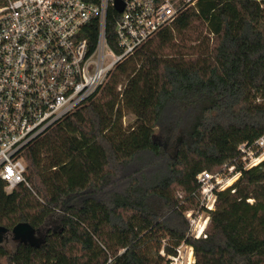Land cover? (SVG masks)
Here are the masks:
<instances>
[{
    "label": "trees",
    "instance_id": "trees-1",
    "mask_svg": "<svg viewBox=\"0 0 264 264\" xmlns=\"http://www.w3.org/2000/svg\"><path fill=\"white\" fill-rule=\"evenodd\" d=\"M262 135L264 0H199L25 149L29 187L0 180V264H166L182 242L194 264H264V161L237 159ZM225 165L239 178L190 239L196 177ZM19 224L30 240L12 239Z\"/></svg>",
    "mask_w": 264,
    "mask_h": 264
},
{
    "label": "built area",
    "instance_id": "built-area-1",
    "mask_svg": "<svg viewBox=\"0 0 264 264\" xmlns=\"http://www.w3.org/2000/svg\"><path fill=\"white\" fill-rule=\"evenodd\" d=\"M198 1L0 0V180L5 193L29 187L23 154L34 140L86 104L118 64ZM109 20L113 46L107 39ZM237 150L243 169L257 166L264 161V135ZM239 175L234 165L197 175V205L184 213L188 238H206L215 192L230 188ZM194 262L186 242L166 260Z\"/></svg>",
    "mask_w": 264,
    "mask_h": 264
},
{
    "label": "water",
    "instance_id": "water-1",
    "mask_svg": "<svg viewBox=\"0 0 264 264\" xmlns=\"http://www.w3.org/2000/svg\"><path fill=\"white\" fill-rule=\"evenodd\" d=\"M116 9L119 12L122 11V4L120 2L117 3ZM33 233V229L30 228L28 225L19 224L12 229L10 235L14 241L26 242L30 240ZM8 234L9 233L6 229L0 228V244L4 240V237Z\"/></svg>",
    "mask_w": 264,
    "mask_h": 264
},
{
    "label": "rangeland",
    "instance_id": "rangeland-1",
    "mask_svg": "<svg viewBox=\"0 0 264 264\" xmlns=\"http://www.w3.org/2000/svg\"><path fill=\"white\" fill-rule=\"evenodd\" d=\"M207 33V31L204 29L203 30V32H202V35H205ZM177 40H178V38H177ZM187 45H191V44H187ZM193 45H195L194 43H193ZM119 89H121V86H120V88ZM134 122V117H133V115H131L130 113H125L124 114V117H123V120H122V125H123V127L125 128V127H128L129 125H131L132 123ZM238 178H239V176H238ZM237 178V179H238ZM177 195V194H176ZM195 207V206H194ZM193 207V208H194ZM7 237H9V234L8 235H6L5 237H4V239L5 238H7ZM2 243H3V241H2ZM160 255H162V257H164V260H165V262H166V260H167V256L166 255H164V253L163 252H161L160 253Z\"/></svg>",
    "mask_w": 264,
    "mask_h": 264
},
{
    "label": "bare ground",
    "instance_id": "bare-ground-1",
    "mask_svg": "<svg viewBox=\"0 0 264 264\" xmlns=\"http://www.w3.org/2000/svg\"><path fill=\"white\" fill-rule=\"evenodd\" d=\"M231 183H229V185H230Z\"/></svg>",
    "mask_w": 264,
    "mask_h": 264
}]
</instances>
